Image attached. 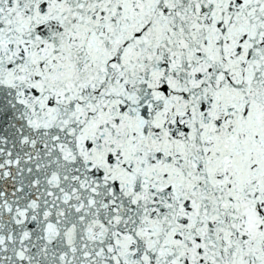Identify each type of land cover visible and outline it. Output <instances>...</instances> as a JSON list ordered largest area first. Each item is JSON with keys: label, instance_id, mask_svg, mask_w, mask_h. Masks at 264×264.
<instances>
[{"label": "snow or ice", "instance_id": "obj_1", "mask_svg": "<svg viewBox=\"0 0 264 264\" xmlns=\"http://www.w3.org/2000/svg\"><path fill=\"white\" fill-rule=\"evenodd\" d=\"M0 264H264V0H0Z\"/></svg>", "mask_w": 264, "mask_h": 264}]
</instances>
